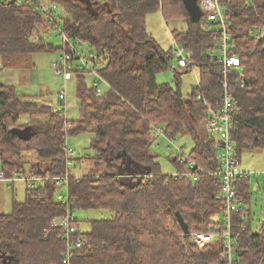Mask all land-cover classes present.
<instances>
[{"label": "trees", "instance_id": "16d2710c", "mask_svg": "<svg viewBox=\"0 0 264 264\" xmlns=\"http://www.w3.org/2000/svg\"><path fill=\"white\" fill-rule=\"evenodd\" d=\"M39 1L45 12L35 4H0V57L12 63L53 50L38 28L46 33L57 29L76 51L70 52V62L79 115L64 126L58 109L0 83V171L6 178L19 172L40 178L38 184H25L24 200L13 199L10 213L0 214V255L6 257L0 264H61L65 244L50 223L66 212L57 199L63 189L77 213L110 214L90 222L70 264H223L221 243L191 245L175 216L181 215L188 234L223 227L221 219L222 224L213 222L223 212L220 178L214 174L219 170L216 143L201 125L206 112L197 100L202 95L218 108L224 90L218 39L206 30L205 18L191 22L182 0H91L92 12L71 0ZM249 1L246 6V0H220L233 52L244 68L240 80L236 70L226 76L234 100L231 138L238 162L242 152L264 151V43L250 35L252 26L264 25V0ZM157 11L186 19V31L172 36L190 67L173 65L174 46L163 50L147 33L146 16ZM78 45L89 49L92 69L107 84L102 95L92 87L93 76L78 68L84 58ZM167 68L173 69L174 87L156 80ZM192 69L198 71L197 86L184 97L180 77ZM37 115L44 118H33ZM22 117L29 122L19 124ZM25 127H31L27 140L16 134ZM155 127L168 137L188 136V160L206 173H194V180L163 174L151 150L156 137L163 140ZM82 134L91 135L98 170L70 176L65 136ZM31 152L35 159L25 161L22 154ZM171 163L177 171L185 166L175 157ZM66 175L65 185L55 179ZM240 179L235 182L238 198ZM232 222L234 264H264V220L256 233L244 210L234 213Z\"/></svg>", "mask_w": 264, "mask_h": 264}, {"label": "built area", "instance_id": "2783aa9c", "mask_svg": "<svg viewBox=\"0 0 264 264\" xmlns=\"http://www.w3.org/2000/svg\"><path fill=\"white\" fill-rule=\"evenodd\" d=\"M9 1L12 0H0V4ZM14 1L15 3L21 4H35L40 6L42 12L46 11V9L44 10L41 6L42 4L39 0ZM250 4L251 2L246 0V6H249ZM200 10L202 13L201 17L206 20V30L211 32L212 35L218 39V57L224 78V90L221 104L218 108H214V106L209 101L205 100L202 95L197 96V100L202 102L206 112V117L201 121V125L204 127L206 134L216 143L215 156L219 163V170L214 174L220 178V186L217 193L223 209L221 215L223 227L221 232L195 231L189 234H184V236L189 238L191 245L197 247H205L211 243L220 242L223 251L221 258L222 263L234 264L235 257L233 244L235 242V236L232 225V216L234 213L243 210L242 202L237 196L235 182L241 177H246V173H243L240 168H238L239 162L235 158V146L231 138V110L233 108L234 100L231 91L228 89L226 76L229 71L236 70L240 80L243 78L244 68L241 59L233 52L234 46L232 38L228 32L227 13L220 0H200ZM250 35L255 39L257 44L264 43V25L253 27ZM60 39H62L64 45L63 52L58 58L53 60L51 67L54 74L66 82L72 77L73 66H71L70 62V52L76 53V51L65 36H60ZM173 55L178 67H190L185 59L182 48L178 45H174ZM74 57L79 58V55H75ZM77 65L79 70L87 71L93 76L92 87L95 89L98 96L102 95L107 88V84L97 75L95 70L92 69V64L89 60H85L81 57L79 58ZM58 101L63 125L67 126L69 118L67 112L66 90L64 88L61 89L58 95ZM153 132L166 142L167 148L175 149L178 163L185 165L183 170L176 171L175 174L172 175L174 179L181 177L194 180V173H206L188 160L185 146L179 143V138L168 137L157 127L153 128ZM68 137V135L65 136L64 148L69 154V160L67 161V166L69 167L73 163L75 152L68 148ZM67 178L68 175L64 178L55 179L60 182V185H65ZM15 181H23L27 186H33L40 183V178L22 172L14 173L11 177L6 178L0 171V183L11 184ZM57 199L65 204L66 212L62 216L54 217L51 220L50 226L59 232V237L65 244L61 264H70L72 256L82 244V233L79 231L78 222L75 217L76 210L74 209L72 200L69 199L67 193L66 195L59 194ZM241 223L244 225L246 220H242Z\"/></svg>", "mask_w": 264, "mask_h": 264}, {"label": "rangeland", "instance_id": "374dc122", "mask_svg": "<svg viewBox=\"0 0 264 264\" xmlns=\"http://www.w3.org/2000/svg\"><path fill=\"white\" fill-rule=\"evenodd\" d=\"M10 2V1H9ZM7 2V4L9 3ZM16 7H21L23 4L15 3ZM42 4V3H41ZM171 14L170 12H167ZM185 14V13H184ZM186 19L177 16H164L161 11L150 13L146 16L145 25L149 35H151L163 50H168L172 45L170 34L173 31L186 29ZM41 33L42 40L51 45L53 50L42 52L38 54L28 55L20 58L12 63L6 62L0 57V83L4 85H13L19 95H23L30 100L35 101L40 105L51 106L52 108L60 109L58 95L61 89L66 90L67 94V112L69 119H76L79 115L78 97L76 93V79H70L66 82L62 78L56 76L51 67V63L57 57V52H63V41L60 39L58 30ZM35 37V34H34ZM77 51L82 53L85 60L90 58L89 49L84 45H78ZM61 48V50H59ZM59 51H58V50ZM175 65L176 60H172ZM198 71L192 69L188 74L180 77V91L183 96H189L193 89L197 86ZM158 83L168 84L171 87L175 86L174 72L172 68H167L156 76ZM85 83L91 85V77L86 76ZM35 119H42L43 116H34ZM29 122L28 117H22L19 124L24 125ZM205 131V130H204ZM182 135V134H181ZM89 134L73 135L67 138L68 148L75 152L77 160L68 167V174L70 176L80 177L86 175L90 171L98 170L93 160L96 152L90 148ZM179 138V137H177ZM156 141L160 146L152 145V153L156 156V162L159 164L161 172L165 175H174L175 167L171 163V158H176L175 149L167 148L165 141L156 137ZM156 142V143H157ZM189 143L190 138L182 135L179 143ZM190 144V143H189ZM185 146V145H184ZM188 146V145H187ZM185 151L190 150L189 146ZM22 157L25 161H32L35 159L34 153H23ZM238 168L244 169L246 177L250 178V204L249 217L251 223V230L253 233L258 232L261 223L264 219V151L254 150L245 151L240 155ZM14 184V183H13ZM7 184L0 183V214H8L11 212L12 200L21 202L24 198V187L21 183ZM59 194L66 195V189H63ZM247 210V209H246ZM75 217L79 221L80 233H87L90 231V222L100 218L110 217L109 212H83L77 213ZM220 218L215 216L213 222L215 224L221 223Z\"/></svg>", "mask_w": 264, "mask_h": 264}, {"label": "water", "instance_id": "95a60500", "mask_svg": "<svg viewBox=\"0 0 264 264\" xmlns=\"http://www.w3.org/2000/svg\"><path fill=\"white\" fill-rule=\"evenodd\" d=\"M71 1H75L78 2L80 4L85 5L86 9L89 10L90 12L93 11V4L91 2V0H71ZM14 0L10 1L8 3V5H13L14 4ZM184 9L186 10L189 19L191 22H198L201 18V12L199 10V7L197 5V0H182ZM16 134L19 136V138L23 139V140H27L30 137L31 134V127H25L22 130H17ZM176 219L182 229L183 234H188V226L187 224L184 222L183 218L181 217V215L179 213L175 214ZM0 259L2 260V262H4L6 260V257H3L2 255H0Z\"/></svg>", "mask_w": 264, "mask_h": 264}, {"label": "crops", "instance_id": "0c3cea01", "mask_svg": "<svg viewBox=\"0 0 264 264\" xmlns=\"http://www.w3.org/2000/svg\"><path fill=\"white\" fill-rule=\"evenodd\" d=\"M197 5H198V7H199V10H200V0H197ZM200 12H201V10H200ZM202 14V13H201ZM186 21V20H185ZM253 27H255V26H252L251 27V29L253 28ZM186 29H187V23H186ZM186 29L185 30H183V29H181V30H179L180 32H184V31H186ZM174 32V31H173ZM173 32L170 34V36H171V41H172V43H173V45L172 46H174L175 45V42H174V40H173ZM171 46V47H172ZM170 47V48H171ZM59 55H60V53L59 52H57V57L56 58H58L59 57ZM55 58V59H56ZM13 86V85H12ZM14 87V86H13ZM60 93V92H59ZM184 97H187V96H184ZM66 102H67V94H66ZM157 141H155V146H160V144L157 142ZM190 143V144H189ZM189 143H186V142H184L182 145H186L185 147H186V149H188L187 147L189 146V148H191L192 147V142H191V140H190V142ZM188 145V146H187ZM173 158V157H172ZM240 161V160H239ZM240 170L243 172V173H245L244 172V169H242V168H240ZM177 170H175L174 171V173L176 172ZM264 172V171H263ZM244 180H247V181H245V182H243ZM240 182H239V184H240V186L238 187V192H239V199H240V201L242 202V209L244 210V214L246 215H249V204H250V199H251V196H250V190H251V186H250V178H249V176H248V178L247 177H241V179L239 180ZM21 183L22 184V186L24 187V197H25V190H26V185H25V183L23 182V181H15V182H13L14 184L15 183ZM13 183H11V184H13ZM13 184V185H14ZM23 200H24V198H23ZM22 200V201H23ZM21 201V202H22ZM247 209V210H246ZM264 220V219H263ZM259 230V229H258Z\"/></svg>", "mask_w": 264, "mask_h": 264}, {"label": "bare ground", "instance_id": "6f19581e", "mask_svg": "<svg viewBox=\"0 0 264 264\" xmlns=\"http://www.w3.org/2000/svg\"><path fill=\"white\" fill-rule=\"evenodd\" d=\"M109 118V117H108Z\"/></svg>", "mask_w": 264, "mask_h": 264}]
</instances>
